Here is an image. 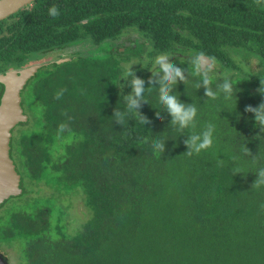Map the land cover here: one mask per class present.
Wrapping results in <instances>:
<instances>
[{
  "label": "trees",
  "instance_id": "obj_1",
  "mask_svg": "<svg viewBox=\"0 0 264 264\" xmlns=\"http://www.w3.org/2000/svg\"><path fill=\"white\" fill-rule=\"evenodd\" d=\"M130 29L152 55L185 44L214 61L206 71L196 59L170 62L184 76L170 94L197 110L189 127L160 103L156 64L131 68L145 91L129 110L132 77L113 41ZM83 43L105 52L82 55ZM68 50L71 60L44 66L22 92L15 200L28 183L51 188L61 206L77 190L89 217L75 234L67 210L0 217V250L23 240L29 264H264V127L246 110L264 103V0H37L0 22V72ZM209 130L211 148H189Z\"/></svg>",
  "mask_w": 264,
  "mask_h": 264
},
{
  "label": "water",
  "instance_id": "obj_2",
  "mask_svg": "<svg viewBox=\"0 0 264 264\" xmlns=\"http://www.w3.org/2000/svg\"><path fill=\"white\" fill-rule=\"evenodd\" d=\"M36 1L0 0V22L21 9L31 6ZM64 62L66 60L57 61L58 64ZM201 62L202 70L212 67L208 58H202ZM51 63L53 61L34 63L24 69L0 75V82L5 86V92L0 102V207L11 199L21 197L24 193L21 175L17 172L15 162L11 157L13 131L17 126L29 123V118L22 107V92L39 70ZM4 259L0 253V264H6Z\"/></svg>",
  "mask_w": 264,
  "mask_h": 264
},
{
  "label": "rangeland",
  "instance_id": "obj_3",
  "mask_svg": "<svg viewBox=\"0 0 264 264\" xmlns=\"http://www.w3.org/2000/svg\"><path fill=\"white\" fill-rule=\"evenodd\" d=\"M105 45L101 46L100 49L94 48L92 44L83 43L79 45V50L82 52V55L93 56V54L98 52H105L102 50ZM49 60V59H48ZM252 70L257 71L258 64L256 61L252 60L251 64ZM139 66V64L133 63H124V68H132ZM24 127H16L13 132V143L16 140H20L23 135ZM16 150L14 149V153ZM30 188V194L24 197L21 200H11L4 208L0 209V217L6 219L10 217L12 213H24L33 214L35 213L38 207L43 206L42 209H50V218L52 220H56L63 211L67 210L66 217L62 221L63 224L68 228L67 231L69 234H75V231H80L82 229V225L86 222L89 217V213L84 206L85 196L81 193V191H73L70 193L66 199L62 200L61 203L56 202V195L54 191L43 185H34L31 183L27 185ZM51 199V200H50ZM39 204V205H38ZM41 205V206H40ZM69 206V208H67ZM54 225V224H53ZM25 247V242L23 240H16L11 244H5L4 250L2 249V253H4L7 257L6 264H29L26 261V258L23 253V248Z\"/></svg>",
  "mask_w": 264,
  "mask_h": 264
},
{
  "label": "clouds",
  "instance_id": "obj_4",
  "mask_svg": "<svg viewBox=\"0 0 264 264\" xmlns=\"http://www.w3.org/2000/svg\"><path fill=\"white\" fill-rule=\"evenodd\" d=\"M49 15L52 17H57L59 15L58 7L54 6L51 8ZM203 55V54H201ZM198 64L200 63L199 58L196 61ZM155 64L159 67V72L163 73V76L161 78V88L159 89V101L161 104H163L167 110V112L172 116L173 118V124L178 125L180 129H184L190 126L192 122L195 120L197 116V110L195 107L192 106H186L179 102L177 96L170 94V88L169 85H173L177 83L178 79L183 80V71L180 68H177L174 64L168 62L167 55H158L155 58ZM126 76L132 77L131 80V86L133 90V94L129 95L127 97V100L129 101L128 108L129 110L135 109L139 107V102L137 98L143 99V93L145 91L144 89V81L136 78L135 74L131 71V68H129L125 74ZM261 82V88L259 89L261 94H264V81ZM204 84L208 85L209 80L207 78L204 79ZM224 91L226 93H231L233 90V83L230 84L228 82H225L223 85ZM63 91L56 93V98L59 99L63 95ZM207 95L209 97L213 96V93L211 91L207 92ZM249 112H252L255 114V119L258 125L264 127V103H262L258 108H252L248 107L246 109ZM117 117L120 118V113H116ZM159 115V113H157ZM139 121L141 123H148L147 119L143 116H139ZM213 126L209 125V129H211ZM65 128V125H60V130L63 131ZM188 146L190 149H194L196 153H200L202 150H207L212 147L213 145V134L212 131H206L203 133L202 137L199 135H193L191 137L190 141H187ZM157 147L162 148V145H157ZM189 156L192 155V152L190 151L188 153ZM261 177H264V172L260 173ZM260 183H264V180L257 181L256 186L258 187Z\"/></svg>",
  "mask_w": 264,
  "mask_h": 264
},
{
  "label": "flooded vegetation",
  "instance_id": "obj_5",
  "mask_svg": "<svg viewBox=\"0 0 264 264\" xmlns=\"http://www.w3.org/2000/svg\"><path fill=\"white\" fill-rule=\"evenodd\" d=\"M115 42L113 41L114 46L116 45L120 54L121 55L124 54L123 57L127 58V61L124 63H133V64L151 63V64H155V58L158 55H167L168 62H173L175 59H182V60L184 59L187 61H192L194 59L197 60L199 58V60H200L199 65L202 63L201 62L202 58H208L211 61L212 67H207L203 71H206L209 68L214 69V66H213L214 61L206 54H203V55L196 54V52L190 47V45L189 46H185V44L176 45L171 51H163V52H161V54H155V55L150 54L151 44L148 41V38L146 37V35L138 32L135 29H130V30L125 31L118 38V40H116ZM142 47H143V50H141V52H139V48L142 49ZM72 54L73 53L70 50H68V51L60 53L59 56H58V54H56L60 59L59 58L57 59V57L50 59V60H46V59H41V60L39 59L38 60L37 59L35 61H30L28 64H25L20 68H18V67L14 68L12 66L3 72H0V75L5 74L6 72H9V71L24 69L30 65H33L34 63H41V62L45 63V62H52V61H53V63L54 62L57 63L58 60H66V62H68L69 60L72 59ZM66 62H64V63H66ZM200 68H201V66H200ZM201 70H202V68H201ZM29 82H28V84H29ZM4 92H5V86L0 82V102H1V99L3 97ZM17 127H20V126H17ZM13 152H14V149L12 146L11 157L14 160ZM0 253L5 258L4 261H7V258H6L7 256L4 253H2L1 250H0Z\"/></svg>",
  "mask_w": 264,
  "mask_h": 264
}]
</instances>
